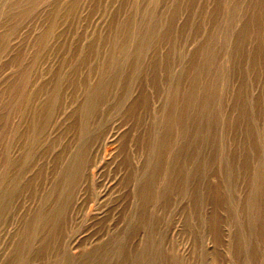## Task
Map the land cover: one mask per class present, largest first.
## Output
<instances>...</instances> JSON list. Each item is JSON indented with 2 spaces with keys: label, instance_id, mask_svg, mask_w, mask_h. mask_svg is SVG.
<instances>
[{
  "label": "rangeland",
  "instance_id": "obj_1",
  "mask_svg": "<svg viewBox=\"0 0 264 264\" xmlns=\"http://www.w3.org/2000/svg\"><path fill=\"white\" fill-rule=\"evenodd\" d=\"M0 264H264V0H0Z\"/></svg>",
  "mask_w": 264,
  "mask_h": 264
}]
</instances>
